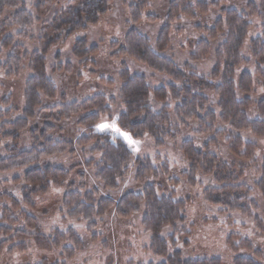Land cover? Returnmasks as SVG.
Masks as SVG:
<instances>
[{
  "label": "trees",
  "instance_id": "obj_1",
  "mask_svg": "<svg viewBox=\"0 0 264 264\" xmlns=\"http://www.w3.org/2000/svg\"><path fill=\"white\" fill-rule=\"evenodd\" d=\"M48 1L34 0L38 20L46 15ZM150 1L141 0L138 4L129 7L131 23L134 27L143 21L144 12L148 9ZM189 1L176 0L171 3L167 22L153 45L136 28H131L121 43L115 42L112 45L119 49V57H127L149 71L165 76L172 84L155 90L153 95L145 76L131 77L129 71L124 69L121 81L124 83L122 101L125 112L120 116L114 129L108 126L101 128L99 125L101 116L110 112L103 96L94 97L83 104L60 106L50 114V118L56 122L76 120L78 126L86 131V135L77 139L76 143L48 138L49 131L54 130L51 125L45 124L46 129L42 132L32 129V124L49 110L44 106L43 100L54 101L57 98V88L47 76L46 56L54 46L64 45L77 32L99 25L102 18L111 13L114 0H74L44 26L39 39L40 50L33 54L16 47L13 38L6 35L9 30L0 27V59L3 52L13 50L8 63L5 66L0 63V68L8 69L11 75L17 72L23 61H26L30 71V78L25 86L23 116L12 119V109L7 111L0 109V147L4 142H12V148L9 149L11 156L0 159V173L25 169L23 180L26 185L22 191L21 203L11 196L1 194L0 185V204L5 202L10 205L4 206L5 211L0 218V239L10 238V242L22 243L30 239L38 248L47 250L70 244L64 248V257L66 255L69 259L74 258L75 252L81 249L82 244L73 231H56L48 238L40 233L35 219L26 216L20 209L26 207L35 210L37 196L47 195L52 187H60L69 178L67 170L44 165L41 161L67 153L75 155L77 149L93 145L94 153L101 155L95 169L96 180L111 190H118L119 183L123 182L131 172L129 166L132 163L136 141L148 135L155 139L157 148L161 149L170 142L176 143L179 139L180 133L173 130L168 113L166 111L157 113L151 108V95L157 102H165L170 97L177 104L176 115L182 119L185 128L189 124H195L199 135L221 136L225 133H216L218 125L221 124L235 132H251L256 137H264V100L258 105L260 119L250 121L247 117L251 105L247 96L253 87L252 77L248 73H243L237 85L235 84V72L243 64L240 54L251 30V24L244 15H240L235 10L223 11L225 19L216 22L215 28L208 37L210 41H202L195 50L191 49L193 51L190 54L191 62L195 64L206 62L211 53V44L223 40L216 54L217 65L209 78L201 77L189 66H180L165 56L170 49L171 25L174 20L180 16L194 19L198 13L206 14L211 8L221 9L222 3L225 2V0H212L210 4L199 3L195 8L189 4ZM247 9L250 18L264 19V0L251 1ZM6 11L15 12L11 27L20 29L19 37L26 36L35 24V17L28 13L24 0H0V19ZM96 50L95 48L87 50V42L77 40L74 55L77 59L85 60L96 54ZM252 56L260 65H264V40L257 39L253 43ZM1 88L0 84V90ZM209 95L214 97L219 116L211 107ZM239 95L244 96V99H239ZM9 100L6 99L4 105L8 104ZM115 129H119V132ZM24 131H30L32 137L33 147L29 151L20 150V133ZM231 140L234 141L231 151L235 156L240 157L241 149L245 148V155L241 158L252 160L251 144L244 145L240 138ZM181 151L189 163V171L184 177L191 187L198 184V176L209 179L212 184L217 185L216 188L205 189L203 196L207 204L252 218V211L257 206L249 199L252 191L240 185L244 173L237 166L221 162L211 152L210 143L205 144L202 149H197L193 141H184ZM135 169L134 178L144 185L143 192H128L117 202L106 199L96 204L93 195L88 194L83 199L78 192L71 190L65 197L64 208L70 211L71 215L82 216L88 222L94 218H103L113 211L121 219L140 215L142 227L152 236L151 253L155 258L163 260L160 264H224L220 259L185 260L179 252L170 253L168 241L162 237L163 230L176 229L177 224L186 220L188 202L175 201L171 196L157 195L159 188L148 183L151 178L156 181L160 173L152 168L150 162L138 161ZM164 170L167 171L166 168ZM165 171L163 174L167 176ZM257 189L264 197V166ZM143 206L144 211H142ZM14 213L20 214L25 220L26 227L35 231L33 236H28L25 231L13 229L16 221L12 217ZM256 222L258 228L264 230L262 221L257 218ZM90 224L91 228L95 227V223ZM170 240L175 243L173 237H170ZM5 244L0 242V256ZM240 247L249 250L254 258L240 256L232 264H259L257 260L263 257V252L254 251L247 240L242 241ZM25 249L24 244L16 248L22 252Z\"/></svg>",
  "mask_w": 264,
  "mask_h": 264
},
{
  "label": "rangeland",
  "instance_id": "obj_2",
  "mask_svg": "<svg viewBox=\"0 0 264 264\" xmlns=\"http://www.w3.org/2000/svg\"><path fill=\"white\" fill-rule=\"evenodd\" d=\"M73 1L49 0L46 15L38 20L35 14L34 0H24L28 13L35 17V24L24 37H19L20 29L11 27L15 15L13 11L5 12L0 19V27L9 30L6 35L13 38L16 47L33 54L40 50L39 39L44 26ZM140 1L114 0L111 13L103 17L99 25L90 26L85 31L77 32L64 45H56L50 50L46 56L47 76L57 88V98L54 101L43 100L44 106L49 110L32 124L33 130L37 129L42 132L47 125H51L54 130L49 131L48 138L76 143L77 139L86 135V131L78 126L76 120L58 121V123L50 118V114L60 106L74 103L83 104L97 96L105 97L106 107L110 109L109 113L101 116L99 125L116 128L120 116L125 112L122 101L124 83L121 81L124 69L129 71L131 77L145 76L153 95L155 90L172 84L165 76L157 75L127 57H119V49L112 47L115 42L121 43L131 28H136L146 36L152 45L156 43L161 29L167 22L170 5L176 0H151L148 3V9L144 12L143 21L134 27L131 23L129 7ZM251 1L257 2V0H225L221 9L211 8L206 14L198 13L194 19L180 16L171 25L170 49L165 56L180 66H189L199 76L209 78L217 65L216 54L223 40L211 44V53L206 62L198 64L191 62L190 54L193 52L191 49L195 50L202 41H210L208 37L211 35V30L215 28L216 22L225 19L223 11L235 10L240 15H244L251 24V30L240 54L243 64L235 72V84L237 85L238 79L243 73H248L252 77L253 87L247 96L251 103L247 117L250 121H255L260 119L258 105L264 100V65H260L253 59L252 52L253 43L257 39L264 40V19L261 17L250 18L247 6ZM203 2L210 4L212 0H190L189 4L196 8L199 3ZM77 40H85L87 50L95 48L97 49L96 54L85 60L77 59L74 55ZM12 54L13 50L3 52L0 63L5 66ZM60 67L63 69H59ZM16 71L9 75L8 69L0 68V84L2 86L0 109L4 111L12 109V119L23 116L25 86L30 78L26 61H23ZM153 95L150 100L151 108L157 113L162 111L168 113L173 130L180 133L179 139L176 143L170 142L161 149L157 148L155 139L148 135L136 141L132 153V163L129 166L131 172L123 182L119 183L118 190H111L96 180L95 169L101 155L94 153L93 145L77 149L75 155L67 153L41 161L44 165L67 170L69 178L60 187H52L47 195L37 196L35 210L26 207H20V209L26 216L35 219L40 233L48 238L53 236L56 231H73L82 244L81 249L75 252L74 258L69 259L66 255L64 257V248L70 244L47 250L38 248L30 239L22 243L10 242V238H1L0 242L6 244L2 249L0 264L162 263L163 260L155 258L151 253L152 236L142 227L140 215L130 219H121L113 211L103 218H94L88 222L82 216L71 215L70 211L64 208L65 197L71 190L78 192L83 199L88 194L93 195L96 204L106 199L117 202L128 192H143L144 185L138 183L134 178L138 161L150 162L152 168L160 173L156 181L151 178L148 183L159 188L157 190L159 197L166 195L167 197L171 196L175 201L188 202L186 220L177 224L176 229L166 228L162 233V237L168 241L171 254L179 252L185 260L220 259L224 264H232L237 257H253L249 250L240 247L241 242L247 240L254 251L263 252V257L258 259L257 263L264 264V230H260L256 222L257 218L260 219L264 227V197L257 189V184L263 174L264 137H256L251 132H235L221 124L218 125L216 133L224 132L225 134L221 136L216 134L199 135L197 134L198 127L195 124H189L185 128L182 119L176 115L177 104L170 97L165 102H157ZM238 97L244 99V96L239 95ZM6 99L10 100L8 104L4 105ZM209 99L212 109L219 116L214 97L209 95ZM238 138L243 141L244 145L251 144L253 146L252 160L241 158L245 155V148L241 149L240 157L232 153L231 147L234 141L231 139ZM189 140L194 142L197 149H202L205 144L210 143L211 152L221 162L235 165L244 173L240 185L252 191L249 199L257 206L252 211V218L207 204L203 196L205 189L217 187L211 183V180L198 176V184L195 187L188 184L184 175L189 171V163L181 151V145L184 141ZM32 147L30 131L20 133V150L29 151ZM10 148H12L11 141L1 145L0 159L11 156ZM165 168L167 171L164 170ZM164 171L167 176L163 174ZM24 173L25 169L0 173L1 194L11 196L21 203L22 191L26 187L23 180ZM4 206L10 205L5 202L0 204V218L5 211ZM144 209L143 206L142 211ZM12 217L16 219L15 225H13L15 231H25L28 236L35 234V231L26 227L25 220L21 218L20 214L14 213ZM90 223H95V227L91 228ZM170 237H173L175 243L170 240ZM21 244L26 246L24 252L16 250Z\"/></svg>",
  "mask_w": 264,
  "mask_h": 264
},
{
  "label": "snow or ice",
  "instance_id": "obj_3",
  "mask_svg": "<svg viewBox=\"0 0 264 264\" xmlns=\"http://www.w3.org/2000/svg\"><path fill=\"white\" fill-rule=\"evenodd\" d=\"M107 127L106 125H101V128ZM117 132H119V129H115Z\"/></svg>",
  "mask_w": 264,
  "mask_h": 264
}]
</instances>
